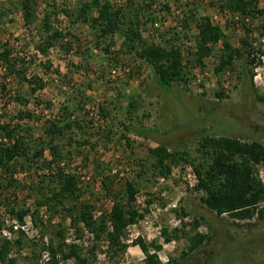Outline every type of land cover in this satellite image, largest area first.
Here are the masks:
<instances>
[{"label": "rangeland", "instance_id": "374dc122", "mask_svg": "<svg viewBox=\"0 0 264 264\" xmlns=\"http://www.w3.org/2000/svg\"><path fill=\"white\" fill-rule=\"evenodd\" d=\"M21 1L0 0V51L9 50L18 72L26 71L27 78L36 77L45 87L34 94L29 83L20 82L16 75L8 76V91L2 93L7 97L0 100L1 121L20 124V134L34 139L43 136L49 121L64 122L59 119L63 108H67L71 121L79 124L58 139L64 159L58 166L52 165L53 171L44 169L52 173L61 169L75 175L85 192L82 200L105 212L109 211V202L126 203L127 184H134L138 196L146 201L144 208L135 204L139 212L135 235L146 233L147 218L154 227L161 231L166 228L169 233L179 228L190 232L193 220L205 218L203 231L211 232L212 242L186 258L183 253L188 251L189 241L183 233L180 239L166 244L163 238L155 237L154 231L150 232L151 239L147 237L145 242L157 241L163 246L158 255L163 258L162 264H226L237 261L245 250L251 258L242 257L241 264H264V217L256 214L246 221L228 215L217 217L202 204L203 193L183 180L187 168L196 173L193 164L182 163L173 167L174 175L171 172L170 176H161L150 151L165 147L198 164L208 162L200 147L207 136H236L264 144V15L243 19L222 9L225 0H109L114 6L126 7L131 18L140 22L143 36L150 43L164 44V40L172 38L169 30L189 16L191 36L195 37L197 22L208 17L242 52L233 67L218 73L223 48L219 45L206 60V69L197 68L189 84L175 85L172 92L165 93L142 61L121 52L123 41L119 36L96 47L91 28L76 22L77 0H37V19L31 28L25 26ZM257 1L264 12V0ZM66 9L72 11L73 18L66 16ZM47 14L53 30L66 39L44 57L37 45ZM150 16L156 22H151ZM159 33L164 34V39ZM110 43L112 55H107L104 49ZM193 46V41L181 43L186 59ZM254 51L262 65L249 64L248 54ZM5 71L0 70L1 76L7 78ZM5 78L1 79L5 82ZM18 97L23 100L18 101ZM25 113H32L35 119L17 120V115ZM146 130H152L151 135L140 134ZM84 142L89 143L82 145ZM44 158L53 161L49 151ZM19 166L23 164L20 162ZM40 171L35 166L19 168L14 177L19 186L10 189L1 187L7 185L8 178L0 173V244L4 239L12 242V264H49L48 248L60 244L78 245L89 264H144L146 256L137 245L138 240L129 243L124 238L127 249L116 255L108 249L107 242L99 247L95 235L73 228L63 211L50 213L47 207L38 208L39 193L32 188L40 182ZM120 174L124 177L118 180ZM163 177L168 181L161 184ZM104 180H108V190ZM154 205L164 210L156 219L150 211ZM174 205H178L176 210H185L186 215L177 214ZM11 207L29 211L23 223L10 213ZM184 224H188L187 229ZM17 240L22 241L20 249L14 244ZM93 246L98 248L94 256L90 253Z\"/></svg>", "mask_w": 264, "mask_h": 264}, {"label": "trees", "instance_id": "16d2710c", "mask_svg": "<svg viewBox=\"0 0 264 264\" xmlns=\"http://www.w3.org/2000/svg\"><path fill=\"white\" fill-rule=\"evenodd\" d=\"M77 3L79 7L75 13L76 22L91 28L94 32L96 47H100L108 39L113 41L116 36H119L123 41L121 52L125 53L126 56L131 55L142 61L152 71L156 83L165 93L172 92L175 85L189 84L192 80V74L197 68L202 71L206 69V60L213 56L219 45H222L223 48L216 68L218 73L233 67L235 60L242 56V52L228 42L223 29L214 24L208 17H202L197 22V36H191L190 20L192 16H189L178 26L169 30L172 38L164 40V44H159L150 43L144 38L140 22L131 18L126 7L114 6L109 0H77ZM37 6V0L21 1V11L27 28H31L36 22ZM221 7L247 20L255 18L257 15H264L257 0H225ZM165 8L169 10L166 5ZM63 12L69 18L74 17L70 10L66 9ZM150 20L156 22L152 16H150ZM43 27L44 33L40 37L41 42L37 45V51L42 56L47 57L50 50L66 38L59 31L53 30L49 14L43 22ZM155 31L159 32L158 29ZM159 36L164 39V34L159 33ZM183 40L194 43L188 52V59L185 58L181 48ZM244 44L249 46L247 42ZM112 45L113 43L107 44L104 49L107 55H112L110 50ZM253 53L249 52L248 54L249 64L262 65V60L255 56L256 51ZM2 68H5L7 78L2 77L0 72V100L7 97L2 93L5 94L8 91L6 82L10 75L18 76L22 83H29L33 87L32 92L34 94L45 87L42 80L36 77L27 78L26 71L18 72L17 63L12 62L11 52L7 49L0 51V70ZM250 73L254 77L252 70ZM1 78H5L6 81L4 82ZM17 100L22 101L23 99L18 97ZM262 100L264 101V99ZM66 109L63 108V114L59 118L64 122L49 121L43 136L37 139L32 136L25 138L20 134L23 130L20 124L14 126L3 123L0 118V173L2 177L7 176L5 179L8 178L7 185L0 184L2 188L10 189L19 186V183L14 180L19 168L25 170V167L35 166L38 170H43L48 167L53 171L52 165L58 166V163L64 159L58 139L64 135L66 130L71 131L74 127H79L77 122L71 121V116ZM16 118L23 122L26 119H35V116L32 113H25L17 115ZM151 131L146 130L140 134L143 136L151 135ZM85 143L89 142H84L82 145ZM200 147L208 159L206 163L195 164L196 162L186 159L185 155L172 153L165 147H157L150 151L156 160L154 167L159 170L161 176H170L173 167L182 163L193 164L199 178L197 190L203 193L201 202L217 217L228 215L239 221L250 220L256 214L264 217V208H262L264 205V186L255 175L257 167L264 165V144L236 136H207L202 140ZM47 151L52 155V162H48L44 158ZM20 162L23 164L21 167L19 166ZM48 170L49 174H40V182L34 186L35 188H32L39 193L38 208L47 207L50 213L63 211L66 213V218L71 220L73 228L78 231L87 230L92 236L95 235L99 247L105 241L113 254L124 253L127 245L124 244L123 238L127 228L137 223L139 219V212L135 207L139 193L137 187L132 183L127 184L128 198L126 203L114 200L110 212L106 211L100 217L95 218V206L82 200L85 192L80 187L78 178L75 175L66 174L61 169L53 173L50 169ZM104 186L107 190L109 189L108 180H104ZM0 205H2L1 202ZM10 213L16 215L18 220L23 223L29 211L11 207ZM176 213L186 215L183 209L176 210ZM204 222H206L205 218L193 220L190 223L192 228L190 232L179 228L169 233L165 228L162 230L164 242L169 244L175 239H180V234L183 233L189 241L188 251L183 253V257L186 258L212 242L211 232L203 231L204 225L202 223ZM187 226L188 224H184L183 228L187 229ZM59 236L63 237V233L59 232ZM14 244L19 249L22 247L21 240L15 241ZM137 245L146 256L144 264H162L158 253L162 251L163 246L157 241L149 244L140 238ZM97 249L96 246H93V249L90 250L91 255L94 256ZM151 249L155 250V253H151ZM12 250V242L6 239L2 240L0 264L14 263L13 260L9 259ZM48 250L51 258L49 264H60L61 261L68 260H75L76 264H89V258L76 244H60L57 247L51 245ZM231 254L234 253L231 252ZM230 256L238 258L237 256ZM238 256L237 261H230L226 264H241L242 257L251 258L247 250Z\"/></svg>", "mask_w": 264, "mask_h": 264}, {"label": "built area", "instance_id": "2783aa9c", "mask_svg": "<svg viewBox=\"0 0 264 264\" xmlns=\"http://www.w3.org/2000/svg\"><path fill=\"white\" fill-rule=\"evenodd\" d=\"M96 120H98V116L96 115ZM92 120H93V114H92ZM117 173V171H114V174ZM40 174H44V175H48L49 174V170L48 169H43L40 171ZM172 175L173 172H172ZM256 177L258 178V180L261 182V184L264 186V165H260L257 167V171H256ZM124 176L122 174L119 175V179L118 180H121ZM183 180L188 184L190 185L191 188H197L198 184H199V178L197 176V174L193 171V169L191 167L187 168L185 171H184V175H183ZM160 183L161 184H164L166 183L168 180L166 178H161L160 180ZM146 201L145 199L137 196V200H136V204L138 206V208H144L146 207ZM110 206H109V211H111L112 209V206L114 205L113 202H109ZM173 209H178V205H174L173 206ZM150 211H151V214H152V218H158L159 216H161L162 212L164 211L161 207L157 206V205H154L152 207H150ZM105 211L98 208L95 212H94V217L95 218H98L100 217ZM137 223L135 224H132L130 225L127 229H128V232L125 234V237L124 238H127V241L129 243H132L134 241H137L139 240L140 238H142L143 240L147 239H151V235H150V232L151 231H154L155 232V237L158 239H162V231H161V228H156L154 227V222L149 220L148 218L145 220V223H144V228L146 229V233L145 234H137L135 235V233L133 232L135 228H137ZM87 233H89L87 230H86ZM90 234V233H89ZM92 236V234H90ZM147 235V236H146ZM124 238H123V241H124ZM159 255V253H158ZM160 260L163 261V258L160 257ZM169 260L167 259L165 263H167Z\"/></svg>", "mask_w": 264, "mask_h": 264}]
</instances>
